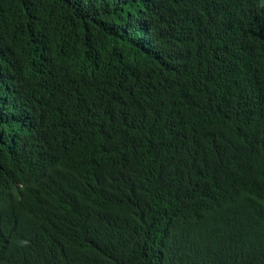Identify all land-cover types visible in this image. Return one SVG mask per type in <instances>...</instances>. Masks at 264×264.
Here are the masks:
<instances>
[{
  "label": "trees",
  "instance_id": "trees-1",
  "mask_svg": "<svg viewBox=\"0 0 264 264\" xmlns=\"http://www.w3.org/2000/svg\"><path fill=\"white\" fill-rule=\"evenodd\" d=\"M0 264H264V0H0Z\"/></svg>",
  "mask_w": 264,
  "mask_h": 264
},
{
  "label": "bare ground",
  "instance_id": "bare-ground-1",
  "mask_svg": "<svg viewBox=\"0 0 264 264\" xmlns=\"http://www.w3.org/2000/svg\"><path fill=\"white\" fill-rule=\"evenodd\" d=\"M152 26V25H151ZM25 186V185H24ZM2 224V223H1Z\"/></svg>",
  "mask_w": 264,
  "mask_h": 264
}]
</instances>
